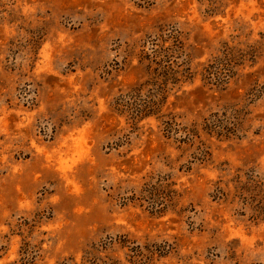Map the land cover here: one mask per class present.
Listing matches in <instances>:
<instances>
[{"label": "rangeland", "instance_id": "1", "mask_svg": "<svg viewBox=\"0 0 264 264\" xmlns=\"http://www.w3.org/2000/svg\"><path fill=\"white\" fill-rule=\"evenodd\" d=\"M0 264H264V0H0Z\"/></svg>", "mask_w": 264, "mask_h": 264}]
</instances>
